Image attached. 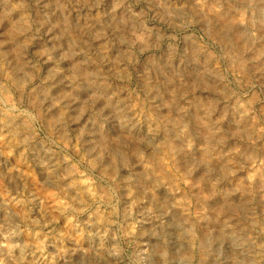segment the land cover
Instances as JSON below:
<instances>
[{"label":"rangeland","instance_id":"rangeland-1","mask_svg":"<svg viewBox=\"0 0 264 264\" xmlns=\"http://www.w3.org/2000/svg\"><path fill=\"white\" fill-rule=\"evenodd\" d=\"M262 7L264 0H0V264H264V70L251 56L239 64L234 51L257 49L264 62ZM23 19L25 30L17 27ZM19 30L22 46L14 44ZM82 61L105 87L72 75ZM171 139L179 148L167 153ZM202 230L215 243L206 255Z\"/></svg>","mask_w":264,"mask_h":264},{"label":"bare ground","instance_id":"bare-ground-1","mask_svg":"<svg viewBox=\"0 0 264 264\" xmlns=\"http://www.w3.org/2000/svg\"><path fill=\"white\" fill-rule=\"evenodd\" d=\"M231 1V0H230ZM243 1V0H242ZM254 1V0H253ZM217 2V1H216ZM5 3V2H4ZM222 3V2H221ZM225 3V2H224ZM234 3V2H233ZM243 3V2H242ZM263 4V3H262ZM205 5V4H204ZM210 5V4H209ZM234 5V4H233ZM260 5V4H259ZM64 6V5H63ZM62 6V7H63ZM195 6V5H194ZM194 6H193V8H194ZM232 6V5H231ZM243 6V5H242ZM263 6V5H262ZM6 7H8V6H6ZM61 7V6H60ZM213 7V6H212ZM216 7H218V6H216ZM234 7H236V6H234ZM233 7V8H234ZM263 8V7H262ZM10 8H8L7 10H9ZM213 9V8H212ZM226 9V8H225ZM235 9V8H234ZM243 9H245V8H243ZM264 9V8H263ZM6 10V9H5ZM6 10V11H7ZM53 10V9H52ZM216 10V9H215ZM238 10H240V8L238 9ZM11 11V10H10ZM14 11V10H13ZM168 12V11H167ZM211 12V11H210ZM223 13V16H224V18H227L228 17V15L230 14V13H228V11L226 10V11H222ZM239 12V11H238ZM253 12V11H252ZM263 15H264V11H260ZM0 13H3V12H0ZM194 13H196V12H194ZM204 13H205V11H204ZM212 13V12H211ZM242 13V12H241ZM244 13V12H243ZM192 14V13H191ZM213 14V13H212ZM221 14V15H222ZM204 15V14H203ZM215 15V14H214ZM247 15V14H246ZM254 15V14H253ZM232 16V15H231ZM248 16V15H247ZM1 17V16H0ZM10 17V16H9ZM18 17V16H17ZM16 17V18H17ZM197 17V16H196ZM205 17V16H204ZM208 18H210L209 16H207ZM212 17V16H211ZM214 17V16H213ZM243 17V16H242ZM202 18V17H201ZM2 19H3V17H2ZM15 19V18H14ZM102 19V18H101ZM100 19V20H101ZM132 19V18H131ZM240 19V18H239ZM246 19V18H245ZM12 20V19H11ZM253 20V19H252ZM69 21V20H68ZM200 21V20H199ZM205 21V20H204ZM208 21H210V20H208ZM237 21V20H236ZM245 21V20H244ZM228 22H229V20H228ZM232 22V21H231ZM15 23H17V22H15ZM22 24H20V27L19 26H17L18 28H21V30L23 29V30H25L26 29V27H27V22H25L24 21V19H23V21L21 22ZM124 23V22H123ZM211 23V22H210ZM215 23V22H214ZM213 23V24H214ZM219 23V22H218ZM226 23V22H225ZM238 23V22H237ZM220 24V23H219ZM232 24V23H231ZM250 24V23H249ZM65 25H67V24H65ZM115 25V24H114ZM118 25V24H117ZM209 25V24H208ZM223 25V24H222ZM230 25V24H229ZM14 26V25H13ZM16 26V25H15ZM66 27V26H65ZM77 27V26H76ZM213 27V26H212ZM245 27H247V26H245ZM261 27L264 29V16H263V19L261 20ZM12 28V27H11ZM28 28V27H27ZM232 28L234 29V31H235V35H237V36H239L243 41H245L246 43H247V41H248V36L243 32V31H241V28H240V26L238 25V24H232ZM248 28V27H247ZM261 28V29H262ZM79 29V28H78ZM100 29V28H99ZM117 29V28H116ZM131 29V28H130ZM219 29V28H218ZM227 29L229 30V28L227 27ZM232 29V30H233ZM245 29V28H244ZM21 30H19L18 32L19 33H14L15 34V45H19V46H22V45H20V44H23V43H21V35H20V33H21ZM32 30V29H31ZM118 30V29H117ZM212 30H216V28L215 29H212ZM246 30V29H245ZM8 31V30H7ZM13 31V30H12ZM16 31V30H15ZM224 31V30H223ZM230 31H231V29H230ZM11 32V31H10ZM70 32V31H69ZM79 32V31H78ZM100 32V31H99ZM214 32V31H213ZM12 33V32H11ZM10 33V34H11ZM223 34H224V32H222ZM259 33V32H258ZM210 34V33H209ZM211 34H212V32H211ZM220 34H221V30H220ZM251 34V33H250ZM215 35H216V33H215ZM219 35V34H218ZM231 35V34H230ZM262 35V34H261ZM214 36V35H213ZM220 36V35H219ZM224 36V35H223ZM228 36V35H227ZM9 37V36H8ZM125 37V36H124ZM221 37V36H220ZM220 37H219V40H220ZM235 37V36H234ZM255 37H256V35H255ZM233 38V37H232ZM28 39V38H27ZM72 39V38H71ZM235 39V38H234ZM238 39V38H237ZM256 40H257V38H255ZM4 40V39H3ZM251 40V39H250ZM255 40V41H256ZM259 40V39H258ZM2 41V40H1ZM227 42H228V39H227ZM5 43H7L5 46H4V48H2V54H3V57L5 58V57H7V56H9V54H10V52H11V50H12V43L11 42H9V40L8 41H5ZM77 43V42H76ZM244 43V42H243ZM255 43V42H254ZM26 44V43H25ZM79 44V43H78ZM224 44H225V42H224ZM223 44V45H224ZM231 44H233V43H231ZM262 44V43H261ZM77 45V44H76ZM236 45V44H235ZM245 45V44H244ZM251 45V44H250ZM260 45V44H259ZM264 45V44H263ZM227 46V45H226ZM237 46V45H236ZM246 46V45H245ZM262 46V45H261ZM15 47V46H14ZM18 47V46H17ZM25 47V46H24ZM71 47V46H70ZM194 47V46H193ZM247 47V46H246ZM248 47H250V46H248ZM254 47V46H253ZM263 47V46H262ZM73 48L74 49H76L74 46H73ZM196 48H198V47H196ZM226 48V47H225ZM20 49V48H19ZM24 49V48H23ZM73 49V50H74ZM233 49V48H232ZM250 49V52H248V54L246 55L245 53V51L244 50H241V48L240 49H236V50H234L236 53H237V56L238 57H240L239 58V61H238V63L239 64H241V65H244L245 63H248V61H249V58H248V56H251V57H253V58H256V61H255V67L256 68H258V69H261V70H264V62H263V60H260L261 58H260V56H261V54L260 53H263V52H257L254 48H249ZM22 50V49H21ZM199 50V49H198ZM225 50H227V49H225ZM261 50H262V48H261ZM15 51V50H14ZM192 51V50H191ZM264 51V50H263ZM26 52V51H25ZM73 52V51H72ZM228 52H229V50H228ZM230 53V52H229ZM12 54V53H11ZM15 54H16V52H15ZM20 54H22L21 52H20ZM75 54V53H74ZM193 54V53H192ZM233 54V53H232ZM13 55V54H12ZM12 55H10V56H12ZM17 55V54H16ZM71 55V54H70ZM234 55H236V54H234ZM2 56V55H1ZM65 56V55H64ZM89 57L88 56V54H85V56L84 57ZM104 56V55H103ZM207 56H208V54H207ZM86 57V58H87ZM204 57V56H203ZM209 57V56H208ZM233 57V56H232ZM3 58V59H4ZM10 58V57H9ZM12 58V57H11ZM16 58V57H15ZM70 58H72V59H74L73 57H72V55H71V57ZM99 58V57H98ZM108 58V57H107ZM212 58V57H211ZM234 58V57H233ZM232 58V59H233ZM252 58V59H253ZM13 59H14V57H13ZM19 59V58H18ZM170 59V58H169ZM207 59V58H206ZM1 60V59H0ZM5 60V59H4ZM16 60V59H15ZM23 60V59H22ZM49 60V59H48ZM85 60V59H84ZM157 60V59H156ZM171 60V59H170ZM197 60V59H196ZM255 60V59H254ZM1 61H3V60H1ZM85 61H87V59L85 60ZM85 61L83 62H79V63H76L75 64V71H74V73H72V75L74 76V74L79 78V79H81L83 82H87V83H90V84H92V85H94V87L96 86V87H98V86H102V87H105V83L103 82L104 81V79L102 80H94L93 79V77H91L90 76V74H88V66L86 65V63H85ZM94 61H96V60H94ZM159 61V60H158ZM24 62V60L22 61V63ZM27 62V61H26ZM99 62V61H98ZM161 62V61H160ZM212 62V61H211ZM214 62V61H213ZM236 62V61H235ZM263 62V63H262ZM14 63V62H13ZM16 63H18V61H16L15 62V65H17ZM230 63H231V60H230ZM233 63V62H232ZM11 64V63H10ZM20 64V63H19ZM169 64V63H168ZM235 64V63H234ZM238 64V65H239ZM21 65V64H20ZM24 65V64H23ZM237 65V64H236ZM237 65V66H238ZM11 66V65H10ZM211 66V65H210ZM12 67V66H11ZM17 67V66H16ZM27 67V66H26ZM72 67V66H71ZM213 67V66H212ZM249 67V66H248ZM253 67V66H252ZM251 67V68H252ZM96 68H97V66H96ZM237 68V67H236ZM18 69V68H17ZM91 69V68H90ZM20 70V69H19ZM239 70V69H238ZM242 70V69H241ZM255 70V69H254ZM26 71V70H25ZM29 71V70H28ZM73 71V70H72ZM216 71V70H215ZM185 72V71H184ZM244 72V71H243ZM252 72H254V71H252ZM15 73V72H14ZM26 73H28V72H26ZM70 73V72H69ZM215 73V72H214ZM213 73V74H214ZM257 73V72H256ZM20 73L18 72V75H19ZM53 74V73H52ZM55 74V73H54ZM13 75V74H12ZM18 75H14L15 76V78H19V76ZM22 76H23V73L21 74ZM251 74H249V76H250ZM25 76V75H24ZM48 76V75H47ZM219 77H220V74L218 75ZM248 76V77H249ZM21 77V76H20ZM57 77V76H56ZM59 77V76H58ZM222 77V76H221ZM245 77H247L246 75H245ZM256 77V76H255ZM21 78H23V77H21ZM27 78V77H26ZM72 78V77H71ZM250 78V77H249ZM257 78V77H256ZM13 79V78H12ZM20 79V78H19ZM213 79V78H212ZM215 79V78H214ZM248 79V78H247ZM263 79V78H262ZM15 80V79H14ZM13 80V81H14ZM23 80V79H22ZM78 80V79H77ZM218 80V79H217ZM250 80V79H249ZM264 80V79H263ZM61 81V80H60ZM203 81V80H202ZM206 81V80H205ZM210 81V80H209ZM208 80H207V82H209ZM247 81V80H246ZM245 81V82H246ZM18 81H17V79H16V83H17ZM24 82V81H23ZM57 82V81H56ZM187 82V81H186ZM15 83V82H14ZM204 83V82H203ZM202 83V84H203ZM206 83V82H205ZM209 83H212V82H209ZM214 83V82H213ZM215 83H217V82H215ZM223 83V82H222ZM58 84V83H57ZM82 84V83H81ZM197 84V83H196ZM20 85V84H19ZM85 85V84H84ZM87 85V84H86ZM188 85V84H187ZM186 85V86H187ZM193 85V84H192ZM206 85V84H205ZM184 86V85H183ZM199 86V85H198ZM208 86V85H207ZM206 86V87H207ZM219 86V85H218ZM51 87V86H50ZM58 87V86H57ZM88 87V86H87ZM188 87V86H187ZM194 87V86H193ZM212 87V86H211ZM213 88V87H212ZM224 88V87H223ZM59 89V88H58ZM186 90H187V88H185ZM193 89V88H192ZM220 89H221V87H220ZM219 89V90H220ZM4 90V89H3ZM5 90H6V88H5ZM43 90H44V88H43ZM49 90V89H48ZM101 90V89H100ZM174 90V89H173ZM175 90H177L176 88H175ZM191 90V89H190ZM47 91V90H46ZM46 91H45V93H46ZM97 91H99V90H97ZM184 91V90H183ZM225 91H228V90H225ZM230 91V90H229ZM4 92H6V91H4ZM41 92V91H40ZM51 92V91H50ZM102 92V91H101ZM100 92V93H101ZM48 93V92H47ZM177 93V92H176ZM182 93V92H181ZM188 93V92H187ZM231 93V92H230ZM38 94V93H37ZM36 94V95H37ZM228 94V93H227ZM41 95V94H40ZM171 95V94H170ZM96 96H97V94H96ZM173 96V95H172ZM103 98V97H102ZM105 98V97H104ZM120 98V97H119ZM157 98V97H156ZM37 99V98H36ZM54 99V98H53ZM149 99V98H148ZM172 99V98H171ZM213 99H214V97H213ZM95 100V99H94ZM108 100V99H107ZM231 100V99H230ZM43 101V100H42ZM109 101V100H108ZM107 101V102H108ZM111 101V100H110ZM118 101V100H117ZM120 101V100H119ZM118 101V102H119ZM215 101V100H214ZM104 102V101H103ZM211 102H213V101H211ZM227 102V101H226ZM233 102H235V101H233ZM35 103V102H34ZM40 103V102H39ZM42 103V102H41ZM41 103H40V105H41ZM120 103H122L121 101H120ZM125 103V102H124ZM144 103V102H143ZM152 103V102H151ZM169 103V102H168ZM172 103V102H171ZM176 102H174V104H175ZM210 103V102H209ZM223 103V102H222ZM37 104V103H36ZM106 105V104H105ZM205 105H207V104H205ZM215 105V104H214ZM225 105V104H224ZM229 105V104H228ZM232 105V104H231ZM100 106V105H99ZM167 106V105H166ZM171 106V105H170ZM181 106V105H180ZM179 106V108L181 109L182 107H180ZM204 106V105H203ZM202 106V107H203ZM43 107V106H42ZM113 107V106H112ZM228 107V106H227ZM227 107H225V108H227ZM246 107H247V105H246ZM176 108V107H175ZM204 108V107H203ZM241 108V107H240ZM38 109H39V107H38ZM117 109V108H116ZM119 109V108H118ZM212 109V108H211ZM224 109V108H223ZM182 110V109H181ZM202 110V109H201ZM227 110V109H226ZM225 110V111H226ZM242 110H244V109H242ZM43 111V110H42ZM127 111V110H126ZM205 111V110H204ZM48 112H50V111H48ZM62 112V111H61ZM67 112V111H66ZM117 112V111H116ZM115 112V113H116ZM120 112V111H119ZM124 112V111H123ZM56 113V112H55ZM209 113V112H208ZM224 113V112H223ZM49 114V113H48ZM123 113H121V115H122ZM246 114V113H245ZM59 115H60V113H59ZM124 115V114H123ZM122 115V116H123ZM199 115H201V114H199ZM248 115V114H247ZM48 115H46V117H47ZM50 116V115H49ZM132 116V115H131ZM251 116V115H250ZM264 116V115H263ZM53 117V116H52ZM51 117V118H52ZM58 117V116H57ZM74 117V116H73ZM121 117V116H120ZM129 117V116H128ZM158 117V116H157ZM173 117V116H172ZM192 117V116H191ZM206 117V116H205ZM241 117V116H240ZM49 118V117H48ZM55 118V117H54ZM54 118H52V120H54ZM122 118V117H121ZM125 118V117H124ZM127 118V117H126ZM170 118V117H169ZM198 118H200L199 116H198ZM233 118V117H232ZM50 119V118H49ZM148 119H149V117H148ZM163 119V118H162ZM165 119V118H164ZM166 119H168V118H166ZM164 120V121H167V120ZM175 119V118H174ZM189 119V118H188ZM197 119V118H196ZM220 119V118H219ZM224 119V118H223ZM62 120V119H61ZM181 120H183V119H181ZM186 119H184V121H185ZM233 120V119H232ZM239 120V119H238ZM252 120V119H251ZM55 121V120H54ZM151 121V120H150ZM161 121V120H160ZM178 121H179V119H178ZM170 122V121H169ZM175 122V121H174ZM197 122H198V120H197ZM241 122L243 123V124H247V125H249V121H248V118L247 117H242L241 118ZM51 123V122H50ZM167 123V122H166ZM178 123H180V122H178ZM212 123H214V122H212ZM220 123V122H219ZM132 124V123H131ZM158 124H159V122H158ZM160 124H162V123H160ZM182 124V123H181ZM203 124V123H202ZM255 124V123H254ZM123 125V124H122ZM168 125V124H167ZM175 125V124H174ZM187 125V124H186ZM212 125V124H211ZM214 125V124H213ZM238 125V124H237ZM250 125H251V123H250ZM53 126V125H52ZM55 126V125H54ZM65 126V125H64ZM243 126V125H242ZM241 126V127H242ZM254 126V125H253ZM257 126V125H256ZM168 127V126H167ZM246 127H248V126H246ZM56 128H57V125H56ZM170 128V127H169ZM176 128V127H175ZM185 128V127H184ZM214 128V127H213ZM215 128H216V126H215ZM240 128V127H239ZM65 129V128H64ZM162 129V128H161ZM164 129V128H163ZM209 129V128H208ZM220 129V128H219ZM231 129V128H230ZM247 129V128H246ZM250 129V130H249ZM249 131L252 133V127L251 126H249ZM256 129V128H255ZM13 130V129H12ZM186 130V129H185ZM194 130V129H193ZM215 130V129H214ZM233 130V129H232ZM61 131H63V130H61ZM173 131V130H172ZM204 131V130H203ZM220 131H221V129H220ZM247 131V130H246ZM258 131H259V129H258ZM63 132H65V131H63ZM168 132V131H167ZM207 132V131H206ZM206 132H205V134H206ZM212 132V131H211ZM211 132H208L209 134L211 133ZM249 132V133H250ZM62 133V132H61ZM196 133V132H195ZM231 133V132H230ZM233 133V132H232ZM235 134H237L236 132H234ZM233 133V134H234ZM250 133V134H251ZM197 134V133H196ZM198 134H199V132H198ZM197 134V135H198ZM141 135V134H140ZM220 135V134H219ZM221 135H223V134H221ZM247 135V134H246ZM256 135V134H255ZM143 136V135H142ZM249 136V135H248ZM257 136H259V135H257ZM166 137H167V135H166ZM170 137V136H169ZM174 137V136H173ZM208 137V136H207ZM222 137V136H221ZM261 137V136H260ZM139 138V137H138ZM145 138V137H144ZM200 138V137H199ZM202 138V137H201ZM245 138H248V137H245ZM167 139V138H166ZM203 139V138H202ZM205 139V138H204ZM223 139V138H222ZM257 139V138H256ZM145 141V140H144ZM150 141V140H149ZM165 141V140H164ZM180 142V141H179ZM207 142V140L205 141V143ZM209 143V142H208ZM224 143V142H223ZM167 144V153H168V151H171V152H176V151H178L177 150V148H179L178 147V145H179V143L176 141V140H174V139H171L170 140V142L169 143H166ZM249 144H251V143H249ZM212 145V144H211ZM260 145V144H259ZM163 146V145H162ZM221 146V145H220ZM86 147V146H85ZM90 147V146H89ZM110 147H112V146H110ZM180 147H182V146H180ZM222 147V146H221ZM108 148V147H107ZM248 148V147H247ZM255 148V147H254ZM259 148H261V147H259ZM87 149V148H86ZM94 149V148H93ZM163 149V148H162ZM182 149H184V148H182ZM136 150H137V148H136ZM143 150V149H142ZM163 150H165V149H163ZM249 151H250V149H248ZM87 151V150H86ZM112 151V153H113V150H111ZM160 151V150H159ZM187 151V150H186ZM192 151V150H191ZM91 152H93V151H91ZM136 152V151H135ZM134 152V153H135ZM165 152V151H164ZM163 152V153H164ZM228 152V151H227ZM142 153V152H141ZM182 153V152H181ZM189 153V152H188ZM187 153V154H188ZM192 153V152H191ZM220 153H222V152H220ZM219 153V154H220ZM224 153V152H223ZM137 154V153H136ZM153 154V153H152ZM155 154V153H154ZM160 154V153H159ZM158 154V155H159ZM172 154V153H171ZM179 154V153H178ZM184 154V153H183ZM245 154V153H244ZM255 154H257V153H254V155ZM108 155H109V153H108ZM206 155V154H205ZM249 155V154H248ZM258 155V154H257ZM257 155H255V156H257ZM124 156V155H123ZM137 156V155H136ZM139 157H140V155H138ZM197 156V155H196ZM220 156V155H219ZM96 157V156H95ZM98 157V156H97ZM122 157V156H121ZM125 157H127L128 158V156H126L125 155ZM203 157V156H202ZM206 157V156H205ZM208 157V156H207ZM253 157V156H252ZM138 158V157H137ZM141 158V157H140ZM144 158H145V155H144ZM161 158V157H160ZM185 158L186 157H183L182 155H181V157L180 158H178V160L176 161L177 162V166L178 167H181V168H184L185 167ZM196 158V157H195ZM228 158V157H227ZM125 159L126 158H123L122 160H124L125 161ZM136 159V158H135ZM150 159V158H149ZM191 159V158H190ZM189 159V160H190ZM209 159V158H208ZM213 159V158H212ZM219 159V158H218ZM92 160H93V158H92ZM128 160V159H127ZM139 160V159H138ZM159 160V159H158ZM197 160V159H196ZM216 160V159H215ZM220 160V159H219ZM94 161V160H93ZM110 161V160H109ZM123 161V162H124ZM191 161V160H190ZM200 161V160H199ZM53 162V161H52ZM126 162V161H125ZM152 162V161H151ZM173 162V161H172ZM205 162V161H204ZM208 162V161H207ZM206 162V163H207ZM158 163V162H157ZM186 163H188V162H186ZM199 163V162H198ZM110 165L112 164L111 162L109 163ZM161 164L162 163H160V166H161ZM200 164V163H199ZM229 164V163H228ZM102 165V164H101ZM116 165V164H115ZM159 165V164H158ZM157 165V166H158ZM190 165V164H189ZM192 165V164H191ZM204 165V164H203ZM208 165V164H207ZM226 165H227V163H226ZM225 165V166H226ZM104 166H106V165H104ZM104 166H101V167H104ZM108 166V165H107ZM117 166V165H116ZM154 166V165H153ZM197 166V165H196ZM211 166H212V164H211ZM112 167V166H111ZM177 167V168H178ZM230 166H227V168H229ZM162 168V167H161ZM186 168V167H185ZM184 168V169H185ZM108 169V168H107ZM110 169V168H109ZM113 169V168H112ZM141 169V168H140ZM155 169V168H154ZM157 169V168H156ZM179 169V168H178ZM189 169V168H188ZM187 169V170H188ZM214 169V168H213ZM231 169V168H230ZM237 169V168H236ZM113 170H115V169H113ZM112 170V171H113ZM158 170V169H157ZM159 170H160V168H159ZM163 170V169H162ZM162 170H160V171H162ZM179 170H181V169H179ZM216 170V169H215ZM233 170H234V168H233ZM105 171V170H104ZM160 171H159V173H160ZM203 171V170H202ZM209 171V170H208ZM148 172V171H147ZM165 172V171H164ZM188 172V171H187ZM205 172L207 173V171L205 170ZM232 172V171H231ZM230 172V173H231ZM104 173V172H103ZM115 173V172H114ZM189 173H190V171H189ZM204 173V171L202 172V173H199V176H200V174H203ZM257 173V172H256ZM111 174H113V173H111ZM154 174H155V172H154ZM146 175V174H145ZM165 175H167V174H165ZM47 176V175H46ZM157 176H158V174H157ZM160 176V175H159ZM188 176H189V174H188ZM198 176V177H199ZM206 177H208V176H206ZM149 178V177H148ZM195 178H197V176L195 177ZM202 178V177H201ZM204 178V177H203ZM255 178V177H254ZM257 178V177H256ZM185 179V178H184ZM205 179V178H204ZM210 179H211V177H210ZM258 179V178H257ZM159 180V179H158ZM198 180V179H197ZM196 180V181H197ZM203 180V179H202ZM259 180V179H258ZM144 181V180H143ZM200 181V180H199ZM198 181V182H199ZM253 181V180H252ZM176 182V181H175ZM253 182H255V181H253ZM138 183V182H137ZM141 183V182H140ZM246 183V182H245ZM252 183V182H251ZM262 183V182H261ZM215 184H217V183H214V184H212V186L213 185H215ZM253 184V183H252ZM138 185H139V183H138ZM145 185V184H144ZM149 185V184H148ZM153 185V184H152ZM156 185V184H155ZM159 185V184H158ZM157 185V186H158ZM206 185H208V183L206 184ZM233 185V184H232ZM254 185V184H253ZM253 185H251V186H253ZM258 185V184H257ZM262 185V184H261ZM151 186V185H150ZM172 186V185H171ZM193 186V185H192ZM243 186V185H242ZM251 186H250V188H251ZM146 187V186H145ZM190 187V186H189ZM205 187H207V186H205ZM214 187V186H213ZM234 187V186H233ZM233 187H232V189H233ZM259 187V186H258ZM258 187H257V189H258ZM144 188V187H143ZM173 188V187H172ZM202 188V187H201ZM212 188V187H211ZM211 188L209 187V189L211 190ZM262 188V187H261ZM148 189V188H147ZM150 189V188H149ZM203 189H204V185H203ZM244 189V188H243ZM252 189V188H251ZM263 189V188H262ZM145 190V189H144ZM143 190V191H144ZM151 190V189H150ZM217 190V189H216ZM224 190V189H223ZM226 190V189H225ZM139 191V190H138ZM155 191V190H154ZM201 191V190H200ZM249 191H251V190H249ZM140 192V191H139ZM226 192V191H225ZM255 192H257V191H255ZM143 193V192H142ZM149 193V192H148ZM168 193V192H167ZM232 193H234V192H232ZM246 193H247V191H246ZM152 194V193H151ZM193 194V193H192ZM216 194H218V193H216ZM225 194V193H224ZM229 194V193H228ZM155 195V194H154ZM205 195V194H204ZM136 196V195H135ZM138 196V195H137ZM136 196V197H137ZM145 196V195H144ZM164 196V195H163ZM168 196V195H167ZM206 196V195H205ZM210 196H211V193H210ZM216 196V195H215ZM218 196H219V194H218ZM221 196V195H220ZM253 196V195H252ZM162 197V196H161ZM224 197V196H223ZM233 197V196H232ZM227 198V197H226ZM251 198V197H250ZM253 198V197H252ZM251 198V199H252ZM148 199H149V197H148ZM228 199V198H227ZM233 199V198H232ZM245 199H247V198H245ZM216 200H218V199H216ZM228 201V200H227ZM239 201V200H238ZM199 202V201H198ZM222 202H224V201H222ZM237 202V201H236ZM253 202V201H252ZM242 203H244V202H242ZM241 203V204H242ZM220 204V203H219ZM249 204V203H248ZM215 205V204H214ZM249 206V205H248ZM158 207V206H157ZM244 208H247V207H244ZM249 208V207H248ZM174 211V210H173ZM230 211V210H229ZM176 212V211H175ZM180 213V212H179ZM220 213V212H219ZM229 213V212H228ZM210 214V213H209ZM172 215H173V212H172ZM175 215V214H174ZM182 215V214H181ZM219 215V214H218ZM221 215V214H220ZM228 215V214H227ZM186 216V215H185ZM184 216V214H183V217H185ZM176 217V216H175ZM211 218V217H210ZM232 218V217H231ZM177 220H180V218L179 219H177ZM185 220V219H184ZM214 220V219H213ZM216 220V219H215ZM179 222V221H178ZM231 222V221H230ZM184 222H182V224H183ZM228 223V222H227ZM226 223V224H227ZM180 224V223H179ZM214 226H215V223H214ZM221 226V225H220ZM223 226V225H222ZM227 226V225H226ZM191 227V226H190ZM230 227V226H229ZM232 227V226H231ZM236 227H237V225H236ZM214 228V227H213ZM188 229H189V227H188ZM228 229V231H229V229L230 228H227ZM234 229H235V227H234ZM191 230H193V229H191ZM220 230H221V228H220ZM223 230V229H222ZM203 231V230H202ZM201 231V235H200V244H201V246H200V250H201V252H202V254H205L206 255V253L207 252H209V251H211L212 249H215L214 247H215V243H208L207 241H206V238H207V236L210 234H208L207 235V231H203L202 232ZM219 231V230H218ZM225 231H227V230H225ZM224 230H223V233L225 232ZM232 231H234V230H232ZM212 232H214L213 230H212ZM211 232V233H212ZM190 233H192V231L190 232ZM221 233V232H220ZM238 233V232H237ZM227 234V233H226ZM230 234H232V233H230ZM219 235V234H218ZM188 236H190V235H188ZM194 236V235H193ZM192 236V237H193ZM199 236V235H198ZM211 236V235H210ZM217 236V235H216ZM224 236V235H223ZM237 236V235H236ZM219 237V236H218ZM222 237V236H221ZM234 238H236L235 236H233ZM209 238V237H208ZM222 239H224V238H222ZM221 239V240H222ZM231 239H233V238H231ZM211 240V239H210ZM215 240V239H214ZM213 240V241H214ZM226 240V239H225ZM234 240V239H233ZM209 241V240H208ZM213 241H211V242H213ZM215 242V241H214ZM238 245V244H237ZM244 245H245V243H244ZM247 246H248V244H247ZM166 247V246H165ZM165 247H163V249L165 250ZM246 247V246H245ZM167 248V247H166ZM176 249V248H175ZM246 250V249H245ZM246 254V253H245ZM178 256L179 254L177 253V254H174V253H172V256ZM181 257L185 260V261H187L188 262V259H189V257L191 256V255H189V253L188 252H182L181 254ZM249 257V256H248ZM259 257V256H258ZM191 258V257H190ZM201 258H202V260H204V256H202L201 255ZM252 258V257H251ZM190 260V259H189ZM184 261V262H185ZM201 261V260H200ZM202 262V261H201ZM180 263V262H179ZM254 264V263H253Z\"/></svg>","mask_w":264,"mask_h":264}]
</instances>
